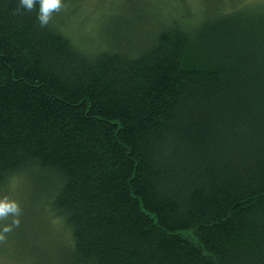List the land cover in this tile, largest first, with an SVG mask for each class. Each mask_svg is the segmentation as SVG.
Returning a JSON list of instances; mask_svg holds the SVG:
<instances>
[{"label": "trees", "instance_id": "1", "mask_svg": "<svg viewBox=\"0 0 264 264\" xmlns=\"http://www.w3.org/2000/svg\"><path fill=\"white\" fill-rule=\"evenodd\" d=\"M188 3L120 0L75 37L0 0L20 262L264 264V2Z\"/></svg>", "mask_w": 264, "mask_h": 264}, {"label": "rangeland", "instance_id": "2", "mask_svg": "<svg viewBox=\"0 0 264 264\" xmlns=\"http://www.w3.org/2000/svg\"><path fill=\"white\" fill-rule=\"evenodd\" d=\"M120 0H68L66 10H62L59 14H62L64 23L69 29V34L75 37L81 36H89V33L93 32L96 24L99 23L100 17H103L105 14L108 15L112 13L116 5ZM189 6H192L197 12L202 8H206L210 3H216L218 0H187ZM225 4L224 7L229 8L234 6H240L241 8H246L245 6H249L248 8L252 9V7L261 4L264 0H222ZM230 3L232 5H230ZM165 4V3H164ZM262 6V5H261ZM239 8V9H241ZM101 21V20H100ZM100 43H97V46ZM17 188H13L16 190ZM5 194L8 192L5 190ZM3 193L0 194V197ZM7 197L9 200L16 201L21 208V215L19 219L22 217V213L25 212V202L22 199V196L17 193H13V195L2 196L0 199H4ZM16 219V217H8L7 220L0 221V230L3 229L5 225H10L12 220ZM16 227L13 226L12 231L7 233L5 239L0 241V264H25L19 261L23 260L21 254L17 247V237H16ZM24 257L26 258V264H31L33 256L27 252H24ZM18 258V259H17Z\"/></svg>", "mask_w": 264, "mask_h": 264}, {"label": "clouds", "instance_id": "3", "mask_svg": "<svg viewBox=\"0 0 264 264\" xmlns=\"http://www.w3.org/2000/svg\"><path fill=\"white\" fill-rule=\"evenodd\" d=\"M37 3L39 4L38 21L41 27L48 26L53 19V14L66 10L68 6L65 0H19V7L26 11H32ZM20 215L21 208L16 201L9 200L7 197L0 199V221L7 220L10 216L16 217L10 225H5L0 230V241H3L6 234L12 231L13 226L19 227Z\"/></svg>", "mask_w": 264, "mask_h": 264}]
</instances>
